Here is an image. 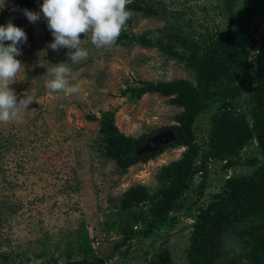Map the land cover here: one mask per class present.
I'll use <instances>...</instances> for the list:
<instances>
[{
    "label": "rangeland",
    "instance_id": "1",
    "mask_svg": "<svg viewBox=\"0 0 264 264\" xmlns=\"http://www.w3.org/2000/svg\"><path fill=\"white\" fill-rule=\"evenodd\" d=\"M242 1L237 0V6ZM28 2L22 9L14 8L11 0H3L0 6V26L11 21L27 36V41L18 45L21 55L16 57L22 68L9 87L18 100L24 95L33 98L19 122L0 123V263L63 264L100 257L105 264H154L166 249L173 264H187L186 249L198 210L222 191L226 179L250 174L258 166L262 156L256 141H250L227 169L224 162L208 159L202 191L196 192L202 177L198 173L179 209L171 211L164 224L148 237L136 231L124 244L119 227L123 193L140 185L149 194H156L161 188L160 171L178 161L185 148L169 143L155 158L121 174L115 162L104 156L98 119L104 113L112 114L118 132L134 139L152 134L140 149L152 151L149 140L177 125L175 116L182 109L171 102L174 96L146 93L137 97L131 90L145 82H196L185 63L167 57L156 47H142L131 38L147 33L155 40L163 27L177 22L190 32L188 40L201 43L200 34L209 33L210 37L202 41L208 49L211 40L229 25L228 14H222V0H152L153 12H134L132 22L122 30L120 36L127 32L130 39L97 49L90 36L81 34L86 41L81 47L89 55L79 63L70 62L68 49L54 51L48 47L54 38L40 10L43 0ZM161 6L166 8L164 13ZM24 9L39 13L40 19L30 22ZM260 13V9L255 10L254 25L261 20ZM262 29L256 33L257 38ZM257 46L247 45L251 52H256ZM177 50L182 52L181 47ZM61 62L68 63V78L79 86L78 94L46 89L51 68ZM248 89L226 108L220 92L214 94L213 102L205 101L208 105L198 113L192 128L200 154L207 151L212 115L230 111L247 114L244 99ZM197 161L201 162L200 156ZM148 206L142 204L135 212L145 214ZM242 246L241 242L236 245L240 258L245 254ZM241 263L252 264L247 257H242Z\"/></svg>",
    "mask_w": 264,
    "mask_h": 264
},
{
    "label": "trees",
    "instance_id": "2",
    "mask_svg": "<svg viewBox=\"0 0 264 264\" xmlns=\"http://www.w3.org/2000/svg\"><path fill=\"white\" fill-rule=\"evenodd\" d=\"M11 1L16 9L29 5V0ZM151 1L131 0L127 8L132 13L144 10L151 13ZM256 9L261 11V20L254 25ZM165 11L166 8L161 6V12ZM222 14H228L229 25L218 33L216 40H211L208 49H204L202 41L210 37L209 33L200 34L201 43L188 40L187 33L190 32L177 22L163 27L155 40L147 33L131 38L142 47H156L167 57L185 63L194 72L196 83L186 80L145 82L141 88L131 90L137 97L146 93L174 96L171 102L182 112L175 116L178 124L170 128L176 139L169 145L184 147L185 151L178 161L162 168L158 176L161 188L156 194H149L146 187L140 185L123 193L119 202V227L124 244L133 238L136 231L148 237L166 222L171 211L179 209L198 173L202 177L196 192L202 191L208 175V159L224 162L223 168L227 169L230 161L255 140L262 161L250 174L226 179L222 191L198 210L186 249V261L187 264H242V257H247L252 264H264V0H243L239 6L237 0H222ZM132 20L133 15L126 25H130ZM260 27L263 29L257 38ZM125 39H130L127 32L117 41ZM247 45L250 48L258 45V50L251 52ZM177 47H181L182 52ZM246 87L249 88L244 99L247 114L230 111L212 115L207 151L200 154L192 128L198 113L208 105L205 101L213 102L214 94L220 92L226 108L232 100L240 99ZM89 118L97 120L95 116ZM98 120L102 125L104 156L115 162L121 174L137 163L155 158L167 147L141 151L152 134H143L136 139L122 135L108 112ZM199 156L201 162L197 161ZM145 203L149 204L147 212L142 215L136 213L135 208ZM138 224L140 228H137ZM239 242L243 244L240 250L245 251L241 258L236 249ZM105 261L95 257L92 260H69L63 264H105ZM154 264H173L168 250L161 251Z\"/></svg>",
    "mask_w": 264,
    "mask_h": 264
},
{
    "label": "clouds",
    "instance_id": "3",
    "mask_svg": "<svg viewBox=\"0 0 264 264\" xmlns=\"http://www.w3.org/2000/svg\"><path fill=\"white\" fill-rule=\"evenodd\" d=\"M129 3L131 0H43L40 10L54 38L48 47L54 51L68 49L70 62L79 63L89 55L81 47L86 42L81 39V34L90 36L97 49L113 46L127 21L132 18L133 13L127 8ZM2 5L3 0H0ZM23 13L30 22L40 19L37 12L24 9ZM6 41L9 43L5 44ZM26 41L24 30L11 21L6 26H0V123L19 122L21 113L28 110L33 102L31 96L25 95L18 100L15 91L9 87L22 68L21 62L16 59L21 55L18 45ZM70 74L68 63L53 65L50 78L45 80L46 89L53 93L78 94L80 88L70 83Z\"/></svg>",
    "mask_w": 264,
    "mask_h": 264
},
{
    "label": "water",
    "instance_id": "4",
    "mask_svg": "<svg viewBox=\"0 0 264 264\" xmlns=\"http://www.w3.org/2000/svg\"><path fill=\"white\" fill-rule=\"evenodd\" d=\"M175 139V134L171 130H166L153 136L149 140V143L153 147L152 151H155L158 150L160 147L168 145Z\"/></svg>",
    "mask_w": 264,
    "mask_h": 264
}]
</instances>
